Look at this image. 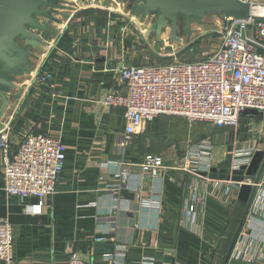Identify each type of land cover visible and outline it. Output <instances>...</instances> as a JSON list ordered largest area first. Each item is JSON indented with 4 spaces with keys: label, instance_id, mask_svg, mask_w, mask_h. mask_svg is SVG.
Masks as SVG:
<instances>
[{
    "label": "crops",
    "instance_id": "obj_1",
    "mask_svg": "<svg viewBox=\"0 0 264 264\" xmlns=\"http://www.w3.org/2000/svg\"><path fill=\"white\" fill-rule=\"evenodd\" d=\"M64 1L68 9L54 14L59 23L34 51L30 74L6 94L0 121V132L10 131L11 156L27 133L47 134L65 148L55 194L44 200L8 197L0 167V220L12 226L13 264H68L72 254L84 264H222L245 204L236 184L202 176L190 150L208 143L213 167L228 146L234 156L246 153L249 136L231 140L226 129L158 116L127 138L124 110L102 99L121 90V67L152 63L149 23L112 0ZM164 36L163 47L173 48ZM154 156L166 168L156 177L125 166ZM192 203L196 221L185 223L180 214ZM27 205L41 207L40 214L26 213ZM248 246H264V205L256 198L227 264H253L237 257Z\"/></svg>",
    "mask_w": 264,
    "mask_h": 264
},
{
    "label": "built area",
    "instance_id": "obj_2",
    "mask_svg": "<svg viewBox=\"0 0 264 264\" xmlns=\"http://www.w3.org/2000/svg\"><path fill=\"white\" fill-rule=\"evenodd\" d=\"M240 1L249 5L251 16L244 21L217 18L220 45L199 61L173 60L166 64L123 66L119 69L117 82L121 90L106 95L102 105L124 110L127 138L131 139L158 116L183 118L210 129L232 128L236 132L243 127L247 128L250 146L246 153L238 150V155L234 156L232 152V169L250 163L264 141V0ZM242 33L244 40L241 39ZM246 110H254L261 116H244ZM241 121L246 123V128ZM10 147V131L4 129L0 132V151L3 154L0 167L6 195L39 200L53 196L65 160V148L60 141L47 134L27 133L12 156ZM190 151L198 165L203 166L204 173L208 174L212 168L209 144L201 141ZM125 166H135L140 175L152 177L166 169L159 156L148 158L142 164ZM123 175H127L126 168ZM232 183L238 188L243 184L252 186L246 179L242 183ZM255 198L264 205V182L259 184ZM25 212L40 214L41 207L27 205ZM112 214H115V209ZM180 215L183 222L195 223V204L186 206ZM121 252L115 257L123 256ZM240 256L253 264L264 262V246H248L243 255L237 253V257ZM84 262L81 256L72 254L68 264ZM0 263L13 264V230L2 220ZM140 264L155 262L144 260Z\"/></svg>",
    "mask_w": 264,
    "mask_h": 264
},
{
    "label": "water",
    "instance_id": "obj_3",
    "mask_svg": "<svg viewBox=\"0 0 264 264\" xmlns=\"http://www.w3.org/2000/svg\"><path fill=\"white\" fill-rule=\"evenodd\" d=\"M117 4L123 5L142 24L154 19L146 34L151 35L157 44L163 42L161 36L166 32L171 43H181L183 36L192 34L191 23L200 22L207 16L244 21L252 14L249 5L240 0H112L113 6ZM67 9L64 0H0V121L9 106L6 94L15 88L18 78L30 74L28 65L31 60H36L34 51L42 50V44L49 41L51 24L59 23L54 14ZM241 39L244 40V33ZM243 115L261 116L254 110H246ZM232 152V146H228L225 158L208 174H202L211 180L242 183L246 179L252 183V186L243 184L239 188L238 201L245 207L222 264L229 261L258 186L264 182V144L259 146L248 165L237 169H232Z\"/></svg>",
    "mask_w": 264,
    "mask_h": 264
},
{
    "label": "rangeland",
    "instance_id": "obj_4",
    "mask_svg": "<svg viewBox=\"0 0 264 264\" xmlns=\"http://www.w3.org/2000/svg\"><path fill=\"white\" fill-rule=\"evenodd\" d=\"M154 19L148 20L149 26L145 30V35L148 29L150 28L151 24L153 23ZM220 23L216 16H207L200 22H192L191 23V30L192 34L189 37L183 36L181 43H174L172 47H163L161 43L157 44L156 46H152V36L147 40L148 45L151 47L147 49L148 51H153V60L152 63L148 65H159V64H166L170 63L173 60L179 61H199L204 57L205 54L211 53L216 50L220 45ZM167 33V32H166ZM165 34V38L168 37V34ZM168 39V38H167ZM166 41V40H165ZM167 43V42H165ZM149 47V46H148ZM246 128V123H242ZM206 127V126H205ZM226 130H215L216 133L219 131H223V135L227 138H231L234 140L236 137L238 140H246L248 135L246 133V129L243 127L239 130L234 132L231 128H224ZM209 139H213L215 133H211ZM236 138V139H237ZM210 141V140H209ZM215 166V165H214Z\"/></svg>",
    "mask_w": 264,
    "mask_h": 264
},
{
    "label": "trees",
    "instance_id": "obj_5",
    "mask_svg": "<svg viewBox=\"0 0 264 264\" xmlns=\"http://www.w3.org/2000/svg\"><path fill=\"white\" fill-rule=\"evenodd\" d=\"M243 123V121H241V124ZM206 128H208V127H206ZM208 129H210V128H208Z\"/></svg>",
    "mask_w": 264,
    "mask_h": 264
},
{
    "label": "bare ground",
    "instance_id": "obj_6",
    "mask_svg": "<svg viewBox=\"0 0 264 264\" xmlns=\"http://www.w3.org/2000/svg\"><path fill=\"white\" fill-rule=\"evenodd\" d=\"M256 13H259V11H257Z\"/></svg>",
    "mask_w": 264,
    "mask_h": 264
}]
</instances>
